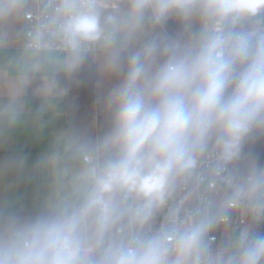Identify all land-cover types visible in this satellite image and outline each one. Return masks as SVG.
Masks as SVG:
<instances>
[{"label": "clouds", "instance_id": "obj_1", "mask_svg": "<svg viewBox=\"0 0 264 264\" xmlns=\"http://www.w3.org/2000/svg\"><path fill=\"white\" fill-rule=\"evenodd\" d=\"M30 47L65 52L67 73L93 56L118 82L82 202L7 224L0 264H264V165L235 168L264 138V0H50ZM209 160L226 187L204 186ZM237 209L251 223L213 249Z\"/></svg>", "mask_w": 264, "mask_h": 264}, {"label": "crops", "instance_id": "obj_2", "mask_svg": "<svg viewBox=\"0 0 264 264\" xmlns=\"http://www.w3.org/2000/svg\"><path fill=\"white\" fill-rule=\"evenodd\" d=\"M24 9L25 0H0V216H47L82 202L83 153L111 129L106 117L95 130L93 84L99 76L104 103L118 82L101 74L93 56L67 73L65 52L25 48Z\"/></svg>", "mask_w": 264, "mask_h": 264}, {"label": "built area", "instance_id": "obj_3", "mask_svg": "<svg viewBox=\"0 0 264 264\" xmlns=\"http://www.w3.org/2000/svg\"><path fill=\"white\" fill-rule=\"evenodd\" d=\"M27 4V8L24 9L23 13V40H24V47L27 49L35 50L30 45L33 42V36L35 32L37 31L38 27L41 24V21L44 18V15L46 13V6L49 4L50 0H25ZM52 51H61L58 49H53ZM63 52V51H62ZM212 161L209 160L205 165V187H207L209 190L214 191L217 187H226L223 185V181L219 180L217 177H215L212 174ZM238 170H244L242 168L236 167ZM184 193H179L174 197V200L172 201L173 205H177L180 202V199L182 198ZM168 211L167 208H165L160 214H158L151 227L155 228L158 227L159 224L163 220L164 214ZM251 223V218L242 212V210H233L230 216V220L227 225L221 224L226 226L231 232L238 231L246 226H248ZM128 219L127 217L124 218L123 221H121L116 228L114 229V232L116 229L120 227H127ZM256 229L264 232V221H261L256 226ZM210 237H214L215 239L212 240V242L217 241L218 236L215 233V230L209 233Z\"/></svg>", "mask_w": 264, "mask_h": 264}, {"label": "rangeland", "instance_id": "obj_4", "mask_svg": "<svg viewBox=\"0 0 264 264\" xmlns=\"http://www.w3.org/2000/svg\"><path fill=\"white\" fill-rule=\"evenodd\" d=\"M27 8V4L25 1V9ZM97 74V73H96ZM96 82L99 84L97 85ZM100 77L95 78V83L93 84L96 86L95 88V105H93V118L94 119V126L95 130L97 132L98 128H102L104 125V118H111L110 113L107 111L105 104L102 103L99 97L102 95L101 89H100ZM103 96V95H102ZM94 102V100H93ZM264 139V138H263ZM99 140L98 135L94 137V139L90 142L96 143ZM100 141V140H99ZM260 164L264 165V141L261 139H258L256 141L249 142L245 145L241 159L236 162V167L246 169L250 164ZM42 215H30V216H0V231H3L4 227L9 224L12 221L18 222V223H26L33 221ZM215 233L218 236L217 241L211 242L212 248H218L223 242L228 240L233 232H231L226 226L220 225L217 228L214 229Z\"/></svg>", "mask_w": 264, "mask_h": 264}, {"label": "trees", "instance_id": "obj_5", "mask_svg": "<svg viewBox=\"0 0 264 264\" xmlns=\"http://www.w3.org/2000/svg\"><path fill=\"white\" fill-rule=\"evenodd\" d=\"M261 140H262V141H264V139H263V138H262ZM12 216H14V215H12ZM28 216H29V215H28Z\"/></svg>", "mask_w": 264, "mask_h": 264}]
</instances>
